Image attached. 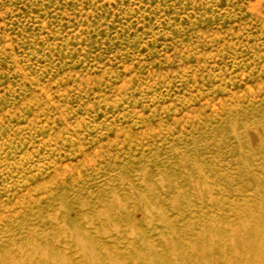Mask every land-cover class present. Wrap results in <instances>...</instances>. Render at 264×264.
<instances>
[{"label": "rangeland", "instance_id": "1", "mask_svg": "<svg viewBox=\"0 0 264 264\" xmlns=\"http://www.w3.org/2000/svg\"><path fill=\"white\" fill-rule=\"evenodd\" d=\"M0 264H264V0H0Z\"/></svg>", "mask_w": 264, "mask_h": 264}]
</instances>
